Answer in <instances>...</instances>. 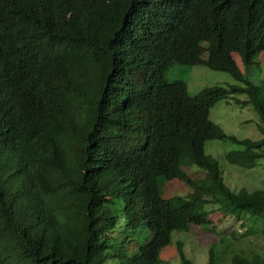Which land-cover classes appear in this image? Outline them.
I'll list each match as a JSON object with an SVG mask.
<instances>
[{
	"label": "trees",
	"instance_id": "16d2710c",
	"mask_svg": "<svg viewBox=\"0 0 264 264\" xmlns=\"http://www.w3.org/2000/svg\"><path fill=\"white\" fill-rule=\"evenodd\" d=\"M262 53L264 0H0V264H168L191 225L221 237L207 264H225L220 245L264 264L203 210L264 237V191L232 190L206 153L229 141L243 147L232 164L264 160ZM176 63L237 84L188 98L167 78ZM220 102L253 106L262 138L228 135L211 119Z\"/></svg>",
	"mask_w": 264,
	"mask_h": 264
},
{
	"label": "rangeland",
	"instance_id": "374dc122",
	"mask_svg": "<svg viewBox=\"0 0 264 264\" xmlns=\"http://www.w3.org/2000/svg\"><path fill=\"white\" fill-rule=\"evenodd\" d=\"M260 61L262 62V70L253 76V79H256L255 81H264V53L260 55ZM167 76L170 81L185 82L192 96L199 95L207 87H227L237 84L228 73L213 71L204 66L188 67L179 63L170 67ZM239 99L246 100L247 97L240 96ZM211 119L220 125L228 135L240 140L251 139L257 141L263 136L262 121L253 106H237L220 102L212 109ZM242 149V146L229 141H210L206 145V153L220 162L225 181L232 190L264 191L263 159L258 166L250 170L242 168L240 164H232L228 160L227 155L230 152ZM188 172L193 178L204 176L202 171H195L193 168L189 169ZM191 192L189 188L179 184L178 188L172 190V195L187 197ZM203 210L209 212L213 225H215L213 228L226 232L228 236L236 230H240V233L244 232V235L240 237L241 242H246L242 247L243 251H251V253L260 254L264 258V237L249 236L248 227L242 228L241 224L235 222L233 218L225 217L217 206L206 204ZM220 238L210 227L191 225L188 232H174L172 234L171 242L161 251L160 258L168 264H181L179 246L183 243L184 253L190 261L194 264H207L210 249ZM217 250L221 255L220 262L226 259L225 264H232L230 249L220 245ZM107 264H115V262L109 261Z\"/></svg>",
	"mask_w": 264,
	"mask_h": 264
},
{
	"label": "clouds",
	"instance_id": "9594fccd",
	"mask_svg": "<svg viewBox=\"0 0 264 264\" xmlns=\"http://www.w3.org/2000/svg\"><path fill=\"white\" fill-rule=\"evenodd\" d=\"M181 83L184 85V86H183L184 91H183L182 93L185 94L186 97H188V98H191V99H197L198 96L203 92V91H202V92H201L199 95H197V96H192V95L189 93V90H188V86H187V84H186L185 82H183V81H181Z\"/></svg>",
	"mask_w": 264,
	"mask_h": 264
}]
</instances>
